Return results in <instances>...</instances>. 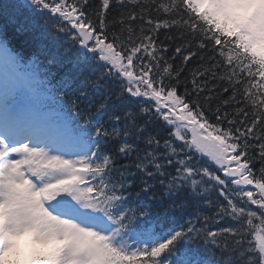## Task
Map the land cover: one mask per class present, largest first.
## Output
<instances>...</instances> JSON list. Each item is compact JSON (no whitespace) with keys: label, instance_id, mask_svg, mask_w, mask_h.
Wrapping results in <instances>:
<instances>
[{"label":"snow or ice","instance_id":"snow-or-ice-1","mask_svg":"<svg viewBox=\"0 0 264 264\" xmlns=\"http://www.w3.org/2000/svg\"><path fill=\"white\" fill-rule=\"evenodd\" d=\"M0 264H264V0L0 4Z\"/></svg>","mask_w":264,"mask_h":264},{"label":"trees","instance_id":"trees-1","mask_svg":"<svg viewBox=\"0 0 264 264\" xmlns=\"http://www.w3.org/2000/svg\"><path fill=\"white\" fill-rule=\"evenodd\" d=\"M4 2H5V0H0V4H3ZM90 3L93 5V7H98L99 6V3H100V0H90ZM16 47H19V45H16ZM76 47L78 48L79 46H76ZM170 53H171V50H170ZM176 63H179V61H177ZM190 66H192L191 63H190ZM188 86H189V88H191V84H189ZM179 91L180 92H183V85H181ZM227 95L228 94H225V97L224 98H227ZM214 105H215V102H213V106ZM158 123L161 126H163V123L162 122H158ZM140 147H143V144H140ZM125 162H127V161L126 160H121L120 161V163H125ZM257 167H259V165H257ZM144 200L146 202L147 201V198L145 197ZM209 214H211V213H209ZM223 226H227V222L226 221H221L220 224H212L211 225L212 228L223 227Z\"/></svg>","mask_w":264,"mask_h":264},{"label":"rangeland","instance_id":"rangeland-1","mask_svg":"<svg viewBox=\"0 0 264 264\" xmlns=\"http://www.w3.org/2000/svg\"><path fill=\"white\" fill-rule=\"evenodd\" d=\"M24 242V241H23Z\"/></svg>","mask_w":264,"mask_h":264}]
</instances>
